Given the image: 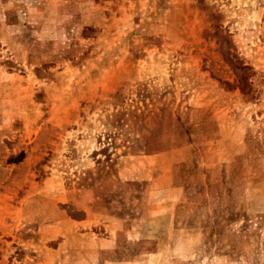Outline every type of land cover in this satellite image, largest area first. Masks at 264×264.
<instances>
[{
	"label": "rangeland",
	"instance_id": "1",
	"mask_svg": "<svg viewBox=\"0 0 264 264\" xmlns=\"http://www.w3.org/2000/svg\"><path fill=\"white\" fill-rule=\"evenodd\" d=\"M0 264H264V0H0Z\"/></svg>",
	"mask_w": 264,
	"mask_h": 264
}]
</instances>
